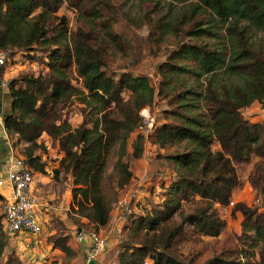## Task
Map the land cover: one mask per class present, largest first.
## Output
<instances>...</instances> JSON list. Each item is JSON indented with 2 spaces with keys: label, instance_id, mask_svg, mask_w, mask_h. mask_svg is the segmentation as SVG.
I'll return each instance as SVG.
<instances>
[{
  "label": "trees",
  "instance_id": "1",
  "mask_svg": "<svg viewBox=\"0 0 264 264\" xmlns=\"http://www.w3.org/2000/svg\"><path fill=\"white\" fill-rule=\"evenodd\" d=\"M163 1L167 12L176 3L184 8L169 24L161 16L150 21L153 41L166 33L176 39L154 86L145 75L108 70L107 49L129 48L130 38L113 30L115 11L107 0H0V50L42 64L36 74L9 79L4 127L33 173L45 172V137L55 144L62 156L54 172L70 177L72 210L98 231L132 178L124 158L130 135L144 126L140 110L156 97L166 99L163 120L150 133L157 158L152 175L160 177L151 180L138 211L129 206L125 235L111 249L114 264H264V120L241 112L254 101L264 110V42H251L256 32L264 35V0ZM64 3L85 17L86 30H68L57 14ZM72 65L81 87L71 83ZM78 102L82 120L73 126L61 111ZM131 145V157L139 158L144 135L136 133ZM252 155L248 182L260 200L256 206L232 199L240 183L235 164ZM218 207L241 215L243 248L235 258L223 252L203 262L182 255L177 242L221 233L226 222ZM70 241L68 231L47 238L72 258ZM5 243L0 239V255Z\"/></svg>",
  "mask_w": 264,
  "mask_h": 264
},
{
  "label": "rangeland",
  "instance_id": "2",
  "mask_svg": "<svg viewBox=\"0 0 264 264\" xmlns=\"http://www.w3.org/2000/svg\"><path fill=\"white\" fill-rule=\"evenodd\" d=\"M107 1L111 5V9L115 11V13L112 14L114 20L113 30L124 33L130 38L129 48L128 45H125L127 47L117 48L114 46L113 49H107L105 61L108 70L117 73L129 70L136 74L145 75L149 78L150 83L156 86L159 79L157 67L159 63L165 60L168 51L173 47L176 39L171 33H166L160 40L153 41L152 36H150L151 33L149 34V30L151 29L150 21L157 16H161L162 21L169 24L177 17L179 12L182 11L184 5L181 3L173 4L167 12V8L165 7L166 3L163 0ZM57 14L65 17L67 28L71 33L77 31L78 28L82 30L87 29L85 26V17L81 16V14L79 15L77 11L67 4H62ZM261 40L264 42L263 33L256 32L254 36H252L251 42L257 43ZM30 54L31 56H39L40 52L33 51ZM41 68L42 64H40L38 60L26 58L23 54L16 53L12 57L9 56V62L4 66L3 70H5L11 78L25 72H33L36 74ZM68 74L71 83L81 87V78L76 73L74 65L69 68ZM199 86L200 85H197L196 88L198 89ZM80 105L79 102L74 103L71 106H66L64 111H61L62 117L68 116L73 126H77L82 120V115L79 110L81 107ZM165 108H167L166 99L156 97L151 106L144 107L140 110V114L143 112L142 110L145 109L144 113L148 114L149 118L153 119L152 123L158 124L163 120V110H165ZM241 112L251 121L264 120L263 105L257 101L242 108ZM141 116L144 118V114H141ZM148 122L149 121L145 119L144 126L138 128L130 135L127 145L128 154L125 156L124 160L128 162L132 170V178L113 204V209L116 208L118 210L114 217L117 223L114 227L115 230L121 229V231L115 234L109 226L106 227L102 235L106 236L107 239H111L112 235V240L115 239L118 241L120 237L122 238L125 235L122 226L126 220L122 219L121 205L130 206L134 212L138 211V202L143 204L146 199L149 198L148 191L150 190L151 180H158L160 177V175H157V177L152 175L153 172L151 167L152 164L154 165L157 163V158L155 157V147L150 143V133L153 127L152 123L150 122L151 124H148ZM136 133L144 135V148L139 158H133L130 155L132 150L131 143ZM48 144L49 146L43 155V160L49 171V175H51L50 179L52 185L45 192H35L38 203L37 211L47 218V220L43 222L41 239L46 243L49 236L61 234L62 231H68L71 235L72 242L75 243L77 228H83L89 231L93 229L88 226L86 219L78 217L73 212L70 203V177L62 170L57 173L54 172V169L58 168L59 152L55 144L51 141H48ZM20 148L21 146L17 148L19 153L21 152ZM256 159V156L252 155L249 162L235 164L240 183L233 191V201H240L248 206H256V199L258 197L255 189H253L248 182V175L252 171ZM154 190L153 192H155ZM153 199H156L155 196ZM42 202L46 204H42ZM52 204H54L53 208H58V206H60L58 212H54L53 209L45 210L47 206ZM2 205L3 202H0V222H2L3 217ZM217 210L218 214H220L226 222L221 233L216 237L192 234L189 241L183 240V242H177L175 246L181 251L182 255L195 257L199 262L205 261L209 256L223 252L228 253L226 254L228 258H235V256H237V254L233 252L243 248V244L237 239V235L241 232L242 217L239 213L231 214L230 207H218ZM61 217L63 218L61 219ZM190 230L191 229H189V231ZM0 239L6 241L2 254L0 255V264H27L25 261L27 257L17 254V252H19L18 246L15 242L6 239L1 229ZM77 245L79 246V244ZM78 251L79 248H76V252ZM45 255L46 262H48L47 264H82L84 260V258L82 262L81 259L77 260L76 255L72 258L66 257L62 252L61 254L45 253ZM105 256L104 263L111 264V261L113 262L111 249L107 250ZM243 258L245 260V257ZM256 258L254 260H256Z\"/></svg>",
  "mask_w": 264,
  "mask_h": 264
},
{
  "label": "built area",
  "instance_id": "3",
  "mask_svg": "<svg viewBox=\"0 0 264 264\" xmlns=\"http://www.w3.org/2000/svg\"><path fill=\"white\" fill-rule=\"evenodd\" d=\"M9 62V53L0 50V68H4ZM10 78L2 79L0 86L8 89V81ZM144 114L148 124L152 123V118ZM144 119V120H145ZM151 122V123H150ZM16 168L8 172V180L11 187V193L5 197L2 205L3 213V233L9 241L15 242L18 246V255L26 256L27 264H44L46 255L44 252L45 241L41 239L43 232V222L37 216V198L34 191V173L27 167L23 158L15 157ZM260 204L259 198L256 199ZM233 202H230L232 205ZM122 219L126 220L131 212V208L121 205ZM121 229L112 230L115 234ZM88 238L86 245L84 262L87 264L89 260H95L103 255L109 248V239L101 233L94 230L86 232L77 231L75 234V242L82 244ZM46 262L45 264H47Z\"/></svg>",
  "mask_w": 264,
  "mask_h": 264
},
{
  "label": "crops",
  "instance_id": "4",
  "mask_svg": "<svg viewBox=\"0 0 264 264\" xmlns=\"http://www.w3.org/2000/svg\"><path fill=\"white\" fill-rule=\"evenodd\" d=\"M4 68H0V82L2 79L5 78H10L7 74V72L5 70H3ZM11 109V97L9 94V91L7 88H3L0 86V194H2L4 196V198L6 196H8L11 193V187H10V183L8 180V172L10 170H13L16 168V164H15V157L16 156H21V154L19 152H17V148H13L11 145V140L13 138V136L11 134H9L5 127H4V116L5 114H8L9 111ZM47 139V138H45ZM47 147L49 146L48 144V140L45 141ZM58 150V149H57ZM58 157L59 159L62 156L61 151H59ZM49 171L47 170V168H45V172L41 173V172H34V191L35 192H45L48 188L51 187L52 183H51V179ZM42 204H46L44 202H42ZM53 205H49L45 208V210H51L53 209L54 212H58L60 206H58V208H53ZM118 210L116 208H114L111 211V218L109 220V222L102 227L98 228V232L103 234V232L105 231L106 227H110L112 230L115 229L114 226H116V221H115V215L116 212ZM37 216L40 219L41 222H44L47 220V218L43 215H41L40 212L37 211ZM63 217H61L62 219ZM89 226V225H88ZM80 230L89 232V230H85L83 228H80ZM78 231V230H77ZM109 232V231H108ZM74 237V235H73ZM114 237V235H113ZM109 248L107 250L112 249V247L116 244V240H112V235H111V239H109ZM113 243V245H112ZM71 246L73 247V249L76 251V248H79V251L76 252V259H82L85 257V251H86V245L88 244V238L85 239V242H83L82 244H79V246L76 244V242H72V240L70 241ZM45 253L46 254H61V251L58 249H52L51 245L46 242L45 243V247H44ZM107 251L98 257L97 262L99 264H105L104 260L106 258ZM84 262V260H83ZM51 264V263H50ZM54 264V263H53ZM111 264H114V261H111Z\"/></svg>",
  "mask_w": 264,
  "mask_h": 264
},
{
  "label": "water",
  "instance_id": "5",
  "mask_svg": "<svg viewBox=\"0 0 264 264\" xmlns=\"http://www.w3.org/2000/svg\"><path fill=\"white\" fill-rule=\"evenodd\" d=\"M5 118V117H4ZM78 231H80V228H78ZM87 264H99L98 262H96L95 260H89L87 262Z\"/></svg>",
  "mask_w": 264,
  "mask_h": 264
}]
</instances>
